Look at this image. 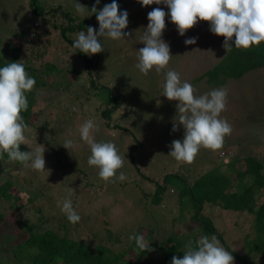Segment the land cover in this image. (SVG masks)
Masks as SVG:
<instances>
[{
	"label": "rangeland",
	"instance_id": "obj_1",
	"mask_svg": "<svg viewBox=\"0 0 264 264\" xmlns=\"http://www.w3.org/2000/svg\"><path fill=\"white\" fill-rule=\"evenodd\" d=\"M77 2L86 7L83 15L75 9ZM111 2L112 0H100L99 4H96L95 0H37L36 4L37 6L51 5L73 12L76 15L72 20L73 24L85 25L86 28L82 31L87 33L89 25L97 32L99 31L96 28L99 25L96 14L90 12L93 5L99 11ZM116 2L120 11L126 10L128 13V25L123 31L130 35L121 40L101 37L104 51L100 53V59L97 64L92 65L89 72L85 71L84 61L77 53L78 49L62 38L60 40L59 36L60 41H56L57 33L46 32L45 28L40 26L36 29L38 36L34 40L30 39L35 45L46 44L47 56L45 55L44 59L48 61V65L54 63L55 68L47 69V73L51 72L50 74H46V71L42 73L45 81L42 86L36 90L33 88L25 94L26 97H32L27 99L30 100L28 104L35 106L32 109L35 115L34 117L31 115L30 118L33 127L27 125L24 131L29 141L28 146L33 148V151L35 145L37 148L43 145L45 150L49 151L48 159L51 160L54 159L53 149L59 146L62 135H67V139L83 147L81 159L85 160L86 168H90L87 172L89 177L84 178V181L89 179V185L85 186L86 188L80 185L81 174L76 175L79 172V169H76L73 172L75 174L66 176L67 180L58 174L54 187H58L59 194L37 200L35 193L26 192L23 185L18 188L19 192L14 198L0 202V207H5V211L10 212V209H13V203L18 205L15 217L11 219L14 223L17 222L16 218L25 217L34 226L37 225L40 228L63 222L70 227L72 225L70 222L59 219L62 215L60 213L62 205L57 206L52 202L55 198L62 202L65 195L68 196L65 188L70 187L73 189L72 192L77 193L76 198L74 194L72 197L77 203L75 209L79 216H88L90 219H87V222L90 227L99 233L108 234L107 237L120 235L123 238L126 234L136 232L140 228L141 234H146L149 238L147 242L151 241V232L154 233L152 239L159 241L168 238L172 227L178 230L174 232L178 237H184L187 236V232H190L187 226L192 220L188 218L187 209L183 207L181 212L178 207L179 183L176 178L171 179L172 176L168 175L176 173L178 177L183 172L198 173L201 169L209 167L214 160L215 162L221 159L229 161L233 157H240V149L242 152H251L264 158V67L250 71L241 78H229L224 83L210 81L205 73L225 53L226 50L222 47L224 37L213 34L210 31V22L207 21H198L193 28L185 32L184 36H180L176 26L166 15V27L161 39L169 44L172 58L161 72L157 73L153 68L147 75H143L136 64L138 50L144 47L142 37L148 24L147 14L157 7L163 9L165 13H168L169 9L163 3L142 7L138 0H116ZM2 8L3 12L9 13L5 21V29H16L17 24L32 23L37 17L32 12L30 0H0V9ZM55 19L56 23H62L61 17L58 16ZM75 19L76 22H74ZM65 23L68 25V21ZM3 30L4 28L0 30V37L7 36ZM74 30L75 28L67 33L73 42L78 36V32ZM192 37L197 38L196 43L185 45V39ZM232 38L235 39V35ZM56 43H59L57 44L59 46H56ZM50 50L52 54H48ZM67 51H69L68 55L65 53ZM34 53L35 51H30V60L33 59L31 57ZM20 63L23 64V62ZM169 70L178 72L181 81L191 83L196 90V96L213 89L227 90L226 108L220 113L219 118L227 120L232 126V133L225 137L223 147L218 151L201 147L191 164L178 162L168 155L171 151L169 147L171 142L183 140L184 136V128L179 124L178 101H169L163 96L162 85ZM87 74L89 78L92 76L95 80V86L91 90L84 88L83 83L89 81ZM115 99L119 104L110 111ZM60 108H66L72 113L67 114L68 123L59 131L53 130L51 134L49 128L38 134L37 130L45 127L46 118L52 117L51 120L55 121L54 117L60 115ZM103 108L108 109V119L101 116ZM89 119L93 120L99 128V131L94 132L95 139L98 142H113L119 154L126 158L123 167L117 171V177L122 172L126 177L125 180L112 178L104 181L98 175L99 169L89 166L87 161L91 154L90 149L86 142L80 139V127ZM52 121L49 122L51 126ZM174 124L176 131H173ZM36 134L38 136L34 137ZM46 139L51 141V146L46 145ZM64 141L61 142L64 143ZM85 150H88V153ZM5 155L7 153L3 156ZM9 162L13 163L10 160L0 162V169H7V172L11 170L12 177L15 179L13 176L15 169ZM24 174L23 169L17 181ZM166 176L170 179L168 186L172 192L164 196L165 203L160 206L153 202L152 191L155 189V183H163ZM64 193L65 195L62 196ZM222 210L208 208L205 212L224 232L223 238L226 243L240 254L246 250L244 236L249 228H243L240 223L236 224L239 212H223ZM248 216L251 217V215ZM39 217H42V221L38 220ZM245 225L250 226L251 220L246 221ZM3 232L4 234L1 235ZM6 233H9V230L0 229V243ZM11 239L16 237L8 238L9 241ZM219 240L224 247L223 241ZM262 261L263 259L258 255L253 257L251 264ZM234 264H241V262L234 258Z\"/></svg>",
	"mask_w": 264,
	"mask_h": 264
},
{
	"label": "trees",
	"instance_id": "obj_2",
	"mask_svg": "<svg viewBox=\"0 0 264 264\" xmlns=\"http://www.w3.org/2000/svg\"><path fill=\"white\" fill-rule=\"evenodd\" d=\"M36 1L30 0L32 12L37 16L34 18L35 21L17 24L16 29H5V21L9 13L3 12V8L0 9V17H5L0 18V30L4 28L3 31L7 34L6 37H0V67L6 66L7 63L11 62H23L26 72L36 81L33 87L35 90L45 83L42 76L44 71H46V74H50L51 72L47 73V69L52 70L55 68L54 63L48 65V61L44 59L47 56L46 44L38 43L35 45L30 41L31 38L34 40L38 36L36 29L42 26L46 32L57 33L56 41L59 42L62 38L73 46L74 42L67 36L69 30L75 28L74 32L79 33L86 28L85 25L80 23L73 24L72 20L76 16L73 12L51 5L45 6V4L37 6ZM58 16L63 19L60 21L62 23L55 22V18ZM64 20L68 21V25ZM74 22H76V19ZM96 28L99 30V25ZM234 40L232 38L231 43L233 47L231 51L227 55L225 51L223 56L206 71L205 74L210 81L224 83L229 78H241L250 71L264 67V42H261L258 46L254 45L248 49H243L236 48ZM57 44L59 43H56V46H59ZM30 51H35L34 56L31 57L33 58L32 60L29 58ZM68 52L65 53L68 55ZM49 53L52 54L51 50ZM77 53L84 61L85 71L88 70V72L92 68V65L97 64V61L100 59V53L89 55L79 50ZM49 77L51 78V76ZM86 77H88L90 82H84V88L85 90L88 88L91 90L95 86V80L92 76L89 78L88 74ZM27 99H32V97H27ZM27 101L29 102L30 100ZM118 104L119 102L115 99L110 111L113 108L115 109ZM34 107L32 104H28V109L21 112L24 122L26 125H31V128L33 127V123L30 121V118L31 115L33 117L35 115L32 111ZM103 109L101 110V116L108 119V109ZM59 114L58 117H54L56 118L55 121L51 120L52 117L50 119L46 118L44 121L45 127H40L39 129L36 127V130L38 129L37 133L40 134L46 128H49L50 134L54 131H59L63 125L68 123L67 114L72 113L67 111L66 108H60ZM50 121L55 123H52L51 126L49 125ZM38 134L34 137H37ZM66 139L67 135H62L60 140ZM61 141L59 146L53 149L52 156L54 155V159H48L49 151L45 150L46 152L43 153L46 162L44 172L35 171L30 167L25 168L19 162H9L15 169L14 179L11 170L7 172V169H0L1 203L14 198L19 192L18 188L23 185H25L24 190L26 192L35 193L37 200H43L44 197L47 199V197L59 194L57 192L58 187H54L58 174L67 180L68 177L66 176L75 174L73 172L76 169H79L76 175L81 174V177H79L80 185L84 186V188L89 185V179L86 182L84 181V178L89 177L87 172L90 171V168L87 169L85 160L81 159L82 151H84L82 150L83 147L78 146L77 148L67 150L63 147V142ZM45 143L51 146L49 139H46ZM36 148L35 145L34 149ZM28 149L32 151L33 148L29 147L28 144H21L19 150L27 151ZM85 151L88 153V150ZM8 160L7 155L0 158V162ZM238 164L241 166H237ZM23 169L25 174L17 181ZM49 170L50 172L48 173L47 171ZM168 176H172L171 179H177L179 183V187L177 188L178 207L181 209V212L183 211V207L187 209L188 218L192 220L189 226H187L190 230V232L186 233L187 236L178 237L177 233H174L178 230H174L172 227L168 238L155 241L152 239L154 233L151 232V241L148 243L149 247L154 250L141 251L138 249L135 240L129 239L130 236L142 235V231H139L140 228L136 232L126 234V237L123 238L120 235L114 234H109L114 236L107 237L106 235L108 234H102L93 230L87 222L90 218L85 215L77 223L70 222L72 224L70 227L64 225L63 222L62 224L40 228L37 225L34 226L25 217L16 218L17 222L14 223L11 219L13 220L15 217L14 214L18 205L13 203V209H10V212L5 211V207H0V229L9 230V233H6V236L0 243V264H171L173 256L177 258L183 257L184 252L187 251L186 245L189 241L192 242V247L195 248L202 236L211 238L213 235L223 241L226 250L235 259L239 260L241 264H251L253 257L255 258L258 255L263 259L258 264H264V158L258 157L251 152H242L240 149V157H233L229 161L221 159L215 162L214 160L209 167L201 169L198 173L183 172L178 177L176 173ZM168 176L163 180V183L156 182L155 189L152 191L153 202L160 206L162 203H165L164 196L168 192H172L170 186H168V181L170 180ZM46 183L50 185L48 186ZM73 194L76 198L77 193L74 192L71 193V197L65 195V193L62 196L65 195V199L71 200L73 208L76 211L75 206L77 203L72 197ZM57 196L59 197V195ZM52 202L58 206L59 201L56 198ZM208 208L223 209V212H239L237 213L236 224L240 223V226L243 228L248 227L250 229L245 231L244 242L246 250L244 252L239 254L226 243L223 238L224 232L206 214L205 209ZM60 213L62 215L59 219L69 222L66 214L61 209ZM248 215H251L252 218ZM38 220L42 221V217H39ZM249 220H251V225L246 226L245 222ZM3 234L4 232L1 235ZM14 237L16 239L8 240V238ZM143 237L146 242L149 240L146 234ZM161 251L163 252L160 254Z\"/></svg>",
	"mask_w": 264,
	"mask_h": 264
},
{
	"label": "clouds",
	"instance_id": "obj_3",
	"mask_svg": "<svg viewBox=\"0 0 264 264\" xmlns=\"http://www.w3.org/2000/svg\"><path fill=\"white\" fill-rule=\"evenodd\" d=\"M99 4L100 0H95ZM141 6L161 4L167 6L168 13L159 7L148 12L147 28L142 37L144 47L138 50V63L136 67L143 75H147L155 68L157 73L167 67L172 56L169 44L161 39L165 30V16H169L176 26L180 36L193 28L198 21L210 22V31L224 37L222 47L226 55L231 51L232 37L235 35L234 46L248 49L264 42V0H138ZM75 9L83 15L86 7L76 3ZM91 13L96 14L99 31L89 26L87 33H78L73 47L80 52L95 55L104 51L101 37H109L112 40L125 39L130 35L123 30L128 25L127 11H120L116 0L106 4L97 11L95 5ZM197 38L185 39V45L195 44ZM36 81L29 76L25 67L20 62L7 63L0 67V158L4 153L12 162H19L25 168L35 171H45V159L43 145L33 151H20V145H27L24 131L27 127L21 116L22 111L28 109V101L25 92L31 91ZM163 96L169 101H178L179 124L184 128L183 140H173L169 147L168 155L182 163L194 162L201 147L212 151H218L223 147L224 139L232 133V126L225 119H221L220 113L225 110L227 104V90L224 88L213 89L200 96L195 95V88L187 81H181L180 75L174 70L166 73L165 82L162 85ZM173 125V131H176ZM99 131L98 126L89 119L80 127V139L89 146V166L99 169L98 175L108 181L116 178L120 181L126 179L121 172L117 177V171L124 165V156L119 154L117 146L113 142L97 141L94 132ZM71 139H66L63 147L67 150L77 148ZM48 173L50 172L47 171ZM65 191L70 196L73 189L68 187ZM62 205L61 211L66 214L71 223H77L81 217L74 210L70 199H64L58 203ZM135 240L141 251H153L143 235L130 236ZM187 251L182 258L173 256L171 264H234V257L226 250L220 240L215 236H202L195 248L189 241Z\"/></svg>",
	"mask_w": 264,
	"mask_h": 264
}]
</instances>
